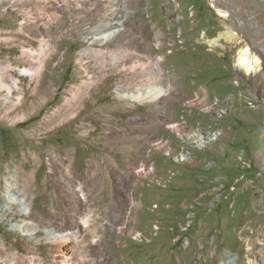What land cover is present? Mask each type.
Here are the masks:
<instances>
[{"label":"rangeland","instance_id":"rangeland-1","mask_svg":"<svg viewBox=\"0 0 264 264\" xmlns=\"http://www.w3.org/2000/svg\"><path fill=\"white\" fill-rule=\"evenodd\" d=\"M10 1L0 30L20 31ZM56 1L73 10L47 65L48 105L24 116L0 105V264H264V0ZM111 8L119 16L106 22ZM99 23L112 30L105 46L131 38L173 92L120 99L118 69L86 108L32 135L80 76L93 47L80 31ZM225 30L236 38L218 39ZM243 47L257 59L251 73L236 61ZM54 217L81 228L53 238Z\"/></svg>","mask_w":264,"mask_h":264},{"label":"bare ground","instance_id":"bare-ground-1","mask_svg":"<svg viewBox=\"0 0 264 264\" xmlns=\"http://www.w3.org/2000/svg\"><path fill=\"white\" fill-rule=\"evenodd\" d=\"M6 3H8V0H0V8ZM9 3L16 10L17 15L20 16L22 25L21 32L10 29L0 30V95L3 96L0 105L4 106V116L10 115L12 112H19L18 115L24 116L28 111H39L40 107L48 105L50 101L49 93L53 80L50 81L48 78L50 74L52 75V72L48 70L47 65L57 54V35L64 33L57 29L63 24V20L67 22V19H70L68 17H70L73 7L68 11H62L59 9L60 7L55 6L57 3L55 0H12ZM75 10H78V8ZM59 11H62L61 16L58 14ZM2 14L0 13V16ZM221 15L224 16L223 13ZM103 16L106 22H110L119 15L116 8H111ZM121 18L124 25L119 30L118 35H124L129 31V25L126 22L128 17L121 15ZM110 29V26L106 23H99L93 28L80 31V34H85L84 39L93 47L89 46L90 48L88 47L80 54L79 63L77 64L80 73L79 79L77 78L71 87L64 91L66 94L63 96V103L57 106L55 111L43 120L42 124L40 123L41 126L35 128L36 131L32 135L47 130V127L52 126L55 122L57 123L66 112L86 108L84 106L85 99L99 88L102 81L104 82L118 69H120L118 73L121 75L116 82L117 85L114 87V91L120 99L134 100L139 103H153L173 92L171 86L164 89L159 85L162 75L157 62L146 61L138 56L136 52L140 50V45H131L133 41L131 38H126L119 44L118 47L121 48L119 50H112L105 46L108 45V42H112L113 34ZM28 33L39 38L38 47H32L34 42L32 38H29L30 36L26 35ZM217 38L233 40L236 38V34L232 30H225L220 32ZM94 45L99 47L95 48ZM17 46L21 47V53L15 56L11 49ZM3 49H8L6 56L4 53L2 54ZM236 61L238 66L244 69L246 73H251L257 63V59L248 47L238 50ZM15 67L24 69L29 74L22 72V77H20ZM26 79H28V82H26ZM31 217L37 226L45 224L39 215L32 213ZM134 218L136 219L137 216ZM47 221L49 227H53V229L47 230V233L60 240H65L70 234H74L67 231L71 227H76L77 231L81 228L78 221L65 220L61 222L55 217Z\"/></svg>","mask_w":264,"mask_h":264}]
</instances>
